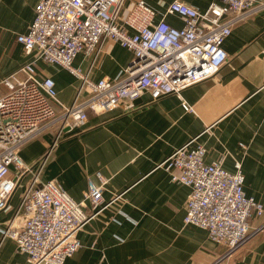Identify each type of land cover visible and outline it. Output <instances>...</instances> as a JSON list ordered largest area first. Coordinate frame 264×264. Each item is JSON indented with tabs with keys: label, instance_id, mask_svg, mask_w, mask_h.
I'll use <instances>...</instances> for the list:
<instances>
[{
	"label": "crops",
	"instance_id": "0c3cea01",
	"mask_svg": "<svg viewBox=\"0 0 264 264\" xmlns=\"http://www.w3.org/2000/svg\"><path fill=\"white\" fill-rule=\"evenodd\" d=\"M138 0H126L121 18ZM155 12L154 21L181 28L183 21L167 15L176 0H144ZM206 11L217 0H178ZM39 0H0L1 82L30 62L16 36L26 34ZM222 49L227 62L211 78L181 92V100L168 95L151 102L148 94L112 113H89L81 129L65 133L54 146L53 132L40 135L19 150L27 165L48 154L42 183L55 180L76 203L84 205L88 181L99 185L109 204L84 225L77 238L80 248L66 264H264V215L250 224L255 234L232 255L206 231L184 223L190 189L170 180L160 165L177 149L189 144L206 149L205 163L221 161L233 172L242 167L244 192L264 208V8L234 24ZM133 55L118 43L104 40L100 48L80 52L74 68L89 79L113 81L126 69ZM38 78L50 77L57 99L70 105L79 81L59 66L38 61ZM182 102L192 112L184 111ZM59 112V110H58ZM242 145V147L240 146ZM14 173V171H12ZM11 173V174H13ZM177 174V171H172ZM34 173L21 180L8 208L0 213V231L14 216L18 202ZM0 264H30L29 257L0 233Z\"/></svg>",
	"mask_w": 264,
	"mask_h": 264
},
{
	"label": "built area",
	"instance_id": "2783aa9c",
	"mask_svg": "<svg viewBox=\"0 0 264 264\" xmlns=\"http://www.w3.org/2000/svg\"><path fill=\"white\" fill-rule=\"evenodd\" d=\"M125 1L39 0L28 32L16 36L31 60L1 82L0 213L8 208L23 177L34 176L0 233L29 257L30 264H66L81 246L78 232L109 205L102 196L107 180L98 173L99 185L88 181L85 199L91 214H87L84 205L73 201L55 180L40 181L48 154L30 166L19 150L48 132H53L54 146L65 133L86 125L89 113H112L144 94L151 102L168 95L181 100L182 91L211 78L226 64L222 45L232 26L264 8V0H217L200 12L176 0L165 12L183 21L176 29L163 19L156 23L155 12L144 0L121 18ZM104 40L118 43L133 57L118 78L92 82L73 62L80 52L98 50ZM38 61L57 65L79 81L70 105L58 101L50 77L38 78ZM182 107L192 112L184 102ZM206 154L204 146L186 144L160 167L173 183L190 189L184 223L203 229L211 241L222 245L224 258L255 234L250 221L262 218L264 208L245 195L239 163L228 172L221 161L205 163Z\"/></svg>",
	"mask_w": 264,
	"mask_h": 264
},
{
	"label": "rangeland",
	"instance_id": "374dc122",
	"mask_svg": "<svg viewBox=\"0 0 264 264\" xmlns=\"http://www.w3.org/2000/svg\"><path fill=\"white\" fill-rule=\"evenodd\" d=\"M53 138H54V136H53Z\"/></svg>",
	"mask_w": 264,
	"mask_h": 264
}]
</instances>
